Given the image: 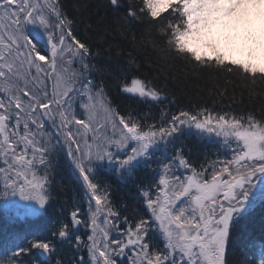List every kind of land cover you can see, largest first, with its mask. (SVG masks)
<instances>
[{"label":"snow or ice","instance_id":"snow-or-ice-1","mask_svg":"<svg viewBox=\"0 0 264 264\" xmlns=\"http://www.w3.org/2000/svg\"><path fill=\"white\" fill-rule=\"evenodd\" d=\"M72 7L78 15L63 0H0V210L42 216L61 162L81 193L46 233L0 252V264H118L125 256L126 264H264V241L252 238L229 256L254 178L264 174V0H75ZM137 24L140 42L134 31L130 40L144 50L143 63L106 41ZM237 48L244 58H233ZM180 73L225 79L231 99L239 89L249 103L157 114L152 106ZM112 88L135 106L122 109ZM189 138L211 141L215 152H194ZM153 164V173L140 174ZM102 169L130 186L123 203Z\"/></svg>","mask_w":264,"mask_h":264},{"label":"trees","instance_id":"trees-1","mask_svg":"<svg viewBox=\"0 0 264 264\" xmlns=\"http://www.w3.org/2000/svg\"><path fill=\"white\" fill-rule=\"evenodd\" d=\"M63 2L67 11L72 15H78L75 8L72 7L75 0H63ZM93 2L94 0H90V3ZM122 3L126 4L127 0H122ZM142 28L143 25L137 24L134 28L129 30L128 36L121 35L119 32L109 34L106 37V41L114 45L113 52H115L117 48L123 49L125 54L132 51L133 55H136L141 63H143L144 50L142 48H137L136 44H133L130 40L131 32L134 31L136 33V42L138 44L141 39ZM77 31L83 34L84 25L79 24L77 26ZM95 39L96 37L93 36L94 42ZM93 51H96L95 46L93 47ZM105 58L106 54L105 57L100 58L98 62L103 64ZM152 59L154 60L155 57L153 56ZM148 71L150 76L155 75L152 70ZM158 83L163 85L165 81L161 78ZM233 87L234 86L231 84H226L225 79H220L218 81L210 80L206 74L199 78L192 76L184 78L183 73H180L176 81L169 80L167 82V88L165 90L166 98L163 99L162 103L153 105L152 110L159 114L161 108L177 111L181 106L187 108L193 104H207L210 107H215L217 109L223 108L224 111H228L232 107L239 109L248 105L249 101L247 94L245 93L242 98L239 89H237L235 93L236 101L243 99V104H239L231 99L233 96ZM218 88H227V95L223 98H217L215 93ZM110 93L111 97L120 104L122 109L129 105L135 106L136 104L135 101L129 99L126 95L118 93L115 88L110 89ZM214 99L216 100L215 104H213ZM260 106L259 100L253 101L251 104V107L257 110H259ZM147 107L148 106H144V109L147 110ZM189 141L191 143L187 146L188 148H191L194 152L197 150L201 153L205 152L203 147H198L196 138H190L188 139V142ZM158 157H160V153H155L153 159ZM155 168L156 165L153 164L150 168L145 166L139 171L141 175H146L153 173ZM55 178L56 195L48 206L47 211L37 218L36 223L41 222L40 224L35 226V223L33 222L34 219L24 220L10 218V216L6 215L3 210H0V252L13 249L14 244L26 243L27 240L31 239L35 234L46 233L61 209L63 208L67 210L73 199L78 198L79 195H81L75 177L62 162L56 170ZM101 178L112 185L114 198L120 203H123L121 197H126L129 194L131 191L130 186L120 181L113 173L108 172L106 169L101 170ZM65 201H68V204H65ZM249 238H252L257 242L264 241V200L260 201L255 206L253 213L242 218L239 234L232 242H230V259H235L239 256L242 244ZM62 255H64V253H62ZM83 255L86 256V251ZM66 258L71 260L73 257L71 253H68Z\"/></svg>","mask_w":264,"mask_h":264},{"label":"rangeland","instance_id":"rangeland-1","mask_svg":"<svg viewBox=\"0 0 264 264\" xmlns=\"http://www.w3.org/2000/svg\"><path fill=\"white\" fill-rule=\"evenodd\" d=\"M244 32L243 31H241V33H240V36H241V39L240 40H238L237 41V45L239 46L240 44H242L243 43V37H244ZM232 56H233V58H236V59H242V58H244V56L242 55V53L239 51V48H237V50L236 51H234L233 53H232ZM196 143H197V145L199 144V143H201L200 141H198V140H196ZM160 152H162V149H161V151ZM258 175H260V178L259 179H255L254 178V183H255V186H254V188H253V196H252V198H251V204H250V207L253 205V203H255L259 198H261V187H262V185H264V174H258ZM16 199L18 200L19 199V197H16ZM249 207V208H250ZM82 229H83V227H82ZM83 230H85V229H83ZM86 239V238H85ZM119 258H122V257H119ZM124 259H125V261H127V257L125 256V257H123Z\"/></svg>","mask_w":264,"mask_h":264},{"label":"bare ground","instance_id":"bare-ground-1","mask_svg":"<svg viewBox=\"0 0 264 264\" xmlns=\"http://www.w3.org/2000/svg\"><path fill=\"white\" fill-rule=\"evenodd\" d=\"M190 139V138H189ZM186 144H187V146H189V144L191 143L190 141L188 142V140L185 142ZM202 146V144L201 143H199L198 144V147H201Z\"/></svg>","mask_w":264,"mask_h":264},{"label":"water","instance_id":"water-1","mask_svg":"<svg viewBox=\"0 0 264 264\" xmlns=\"http://www.w3.org/2000/svg\"><path fill=\"white\" fill-rule=\"evenodd\" d=\"M43 259H45L44 257H42Z\"/></svg>","mask_w":264,"mask_h":264}]
</instances>
